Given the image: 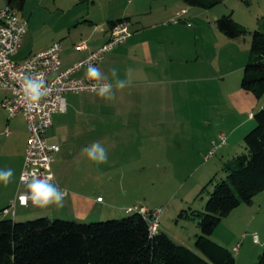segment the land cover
I'll return each mask as SVG.
<instances>
[{
    "label": "rangeland",
    "instance_id": "374dc122",
    "mask_svg": "<svg viewBox=\"0 0 264 264\" xmlns=\"http://www.w3.org/2000/svg\"><path fill=\"white\" fill-rule=\"evenodd\" d=\"M77 1L24 0L23 6L19 8L16 0H0V6L12 4L19 15L27 20L25 35L23 34L21 45L13 58L19 60L25 56L34 41L46 40L53 36L55 26L58 24L64 26L67 23L70 6ZM202 1L206 7L189 5L180 0L182 3L180 7L189 10L190 22L189 25L183 23L185 27L182 31L185 52L183 58L187 62L198 57L201 70L200 101L193 108L191 100L186 98L182 103L181 112H184L185 117L192 113L199 119L197 118L191 125L189 122L178 123L171 120L166 123H154L152 128L154 132L162 135L168 132L169 145L166 147L161 146V141L165 139L160 137L152 139L150 144L148 141L145 143L144 139H140L139 142L135 137L115 139V151L108 153L103 170L105 183L99 192L104 205L103 215L96 219L101 221L125 217L130 214L125 211L128 207L134 209L142 205L159 207L161 213L158 231L165 232L179 244L192 242L193 248L195 235L200 233L198 217L185 211H203L209 192L213 190L215 183L225 178L226 167L232 156L245 152L244 146L236 144L238 139L240 141L241 136L238 132L242 128H236L226 146L220 148L221 144L212 151L211 142L216 143L220 134H229V129L237 120L246 117L240 115L238 92L243 91L240 80L243 67L249 58L250 40L249 33L237 38L225 36L217 28L215 20L222 14L231 13L232 18L248 30L259 28L264 31V0ZM124 2L125 0H83V5L89 11L100 14L114 4L120 5ZM164 3L165 0L155 1V4L160 6ZM174 16L172 13V17ZM171 18L167 17L165 20ZM75 96L97 98L94 92ZM205 99L210 100L209 106ZM0 108L2 109L0 120L5 119L8 114L1 104ZM201 118L206 119V122L204 123ZM108 122L112 125L109 128L114 130L139 132L145 130L143 125L129 121H119L114 125L113 117ZM246 125L253 126L254 120ZM179 127L187 131L188 136L194 133L193 153L189 152L190 145H186L185 148L184 144L180 146L179 138L171 135ZM187 140L190 142L189 137L184 138L185 142ZM105 141H108L109 147L113 146V139L106 138ZM164 159L168 163L164 162ZM211 238L231 250L234 264L256 262L258 256L264 252V190L256 193L250 204L242 202L223 216ZM234 246H238L237 250L233 249Z\"/></svg>",
    "mask_w": 264,
    "mask_h": 264
},
{
    "label": "crops",
    "instance_id": "0c3cea01",
    "mask_svg": "<svg viewBox=\"0 0 264 264\" xmlns=\"http://www.w3.org/2000/svg\"><path fill=\"white\" fill-rule=\"evenodd\" d=\"M155 1L125 0L123 4L116 3L107 11L97 14L85 8L83 0H78L76 4L70 6L67 23L64 26L60 24L55 26V34L50 38L34 41L28 53L19 59L46 48L53 41H60L61 68L63 69L108 39L110 20L126 18L129 23L130 36L108 51L97 67L108 77L109 82L112 81L111 69H118L121 79L127 78L126 73L131 70L130 86L116 90L115 98L111 101H105L98 96L96 99L75 96L86 92L66 93V109L53 115L52 125L47 131L49 141L58 143L60 146L52 164L54 174L52 182L65 193L63 207L50 206L41 209L32 206L31 203L22 205L16 201L17 193L25 190V186H20L18 179L28 135L26 121L22 114L0 120V169L14 170L11 183L7 187L0 183V210L13 203V207L11 206L13 213L9 212L4 216L0 213V217L13 220H26L38 216L76 221L99 219L103 215L104 205L103 200L99 201L97 197L105 183L104 164L97 167L89 162L81 154V149L99 141L108 153H113L116 146L115 139L119 137L129 139L135 137V140L139 139V142L140 139H144L145 143L148 141L149 144L152 139L160 137L165 139L161 141V146L166 147L169 145L168 132H164L166 135L154 132L152 130L154 123H166L171 120L178 123L189 122L191 125L198 118H195L196 115L192 113H188L185 117L184 112H181L182 103L186 98L191 100L193 108L200 101L201 70L200 63L197 61L198 57L196 59L193 57V60H187V62L183 58L185 57L183 23L190 24L189 10L180 7L182 4L180 0H165L161 6L156 5ZM93 4H95L94 1ZM182 9H186V12L179 16L177 22L170 23V19L165 20L167 17L171 18L172 13L176 14ZM81 39H85L86 49L75 48V43ZM85 73L82 69L77 71L78 75H85ZM247 92L244 90L238 92L240 115H246V117L239 118L229 129V134H222L225 136V142L220 148L228 144L227 141L232 138L236 128H242L238 132L241 136L240 141L238 139L236 144L244 146L242 145L243 136L250 127H253L246 125L253 120L248 113H254L256 108L259 109L264 105V96L257 98L253 93ZM2 98L3 93L0 90V103ZM205 102L209 106L210 100L205 99ZM112 117L114 125L119 121H129L143 125L145 130L143 132L133 130V132L110 129L109 126L112 125L108 124V120ZM201 119L204 123L206 122V119ZM188 134L179 127L171 135L179 138L180 146L184 144L185 148L186 145H190L189 152L193 153L195 147L192 140L195 135L192 133V136H188ZM187 137L190 142L184 141ZM106 138L113 139L112 147L108 146ZM218 142L219 137L216 143ZM164 162L168 163L165 159ZM185 245L194 249L192 242Z\"/></svg>",
    "mask_w": 264,
    "mask_h": 264
},
{
    "label": "trees",
    "instance_id": "16d2710c",
    "mask_svg": "<svg viewBox=\"0 0 264 264\" xmlns=\"http://www.w3.org/2000/svg\"><path fill=\"white\" fill-rule=\"evenodd\" d=\"M184 1L206 7L202 0ZM23 3L16 0L19 8ZM121 20L126 18L110 20L109 25ZM215 23L229 38L249 33V58L240 86L261 98L264 31L248 30L231 13L217 17ZM252 118L254 125L243 136L245 152L232 156L225 178L209 192L204 210L185 211L198 217L200 233L195 235L194 249L174 242L165 232L150 233L147 220L138 211L94 222L48 216L32 220L0 217V264H234L231 250L211 234L223 216L242 202L250 204L253 196L264 190V105ZM253 264H264V252Z\"/></svg>",
    "mask_w": 264,
    "mask_h": 264
},
{
    "label": "built area",
    "instance_id": "2783aa9c",
    "mask_svg": "<svg viewBox=\"0 0 264 264\" xmlns=\"http://www.w3.org/2000/svg\"><path fill=\"white\" fill-rule=\"evenodd\" d=\"M186 9L177 12L170 19L177 22L179 16L184 14ZM189 24V23H188ZM27 28V20L19 15L15 6L7 3L0 6V90L3 93L1 106L5 109L9 117L22 114L26 121L27 141L24 150L22 168L19 174L20 186H25V190L19 191L16 195V201L20 203L19 197L27 192L26 182L31 176L46 177L51 174L52 164L56 153L59 151V144L49 141L47 131L52 125L53 115L57 112H63L66 109L65 95L68 92H93L91 90V81L86 75H78L77 71L86 72L89 64L97 67L108 51L113 47L125 41L131 34L127 20L116 21L109 26L108 39L97 48L88 51L82 58L72 65L61 68L60 52L62 45L60 41H53L46 48L31 53L21 60H15L14 54L18 51L23 34ZM76 49H86L85 39L75 43ZM39 75L46 82L48 94L40 101L36 108H29L22 99V76ZM253 116L252 112L248 113ZM225 142V136H219V142L212 144V151L217 149ZM97 200L102 201L101 196ZM31 203L30 201L26 204ZM11 203L8 207L1 210V215L13 213ZM135 209H137L135 207ZM133 207L125 209L130 213L135 210ZM138 212L148 222L150 233L158 231L159 207H146L144 205L137 209ZM238 246L233 249L237 250Z\"/></svg>",
    "mask_w": 264,
    "mask_h": 264
},
{
    "label": "clouds",
    "instance_id": "9594fccd",
    "mask_svg": "<svg viewBox=\"0 0 264 264\" xmlns=\"http://www.w3.org/2000/svg\"><path fill=\"white\" fill-rule=\"evenodd\" d=\"M130 72L131 70H128L126 73L127 78L121 79L119 77V70L113 68L111 69L112 81L109 82L108 77L98 67L89 64L85 75L92 82L91 90L99 98L111 101L115 98L116 90H122L130 86ZM21 88L23 93L22 99L29 108L38 107L40 101L48 94L46 82L39 75H23ZM81 154L97 167L107 163L108 160L107 149L99 141H95L82 148ZM13 175V169H0V183L7 187L11 183ZM53 179L54 177L51 174L46 177L31 176L26 182L27 192L19 197L20 203L26 205L30 201L32 206L41 209L50 206L63 207L65 193L52 182Z\"/></svg>",
    "mask_w": 264,
    "mask_h": 264
}]
</instances>
